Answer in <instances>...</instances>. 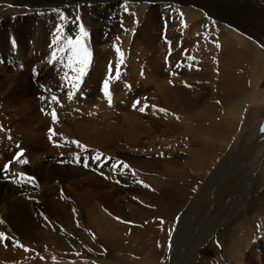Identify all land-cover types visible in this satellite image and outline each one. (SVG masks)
Instances as JSON below:
<instances>
[{"label": "rangeland", "instance_id": "1", "mask_svg": "<svg viewBox=\"0 0 264 264\" xmlns=\"http://www.w3.org/2000/svg\"><path fill=\"white\" fill-rule=\"evenodd\" d=\"M80 1L81 0H76L75 3H72L74 2L73 0H42L44 4L39 3L37 5L35 4V2H32L30 0H7V2L5 0H0V32H3L4 36L6 37L5 43L8 47V53L6 52L7 57L6 54H3V51H0V107L5 105L11 109L12 117L9 116L8 119L11 118L10 120L13 121V124H15V126H12L13 124L11 125V127L15 130V137L12 142L13 153L11 151H8L6 153L3 148H0V172L7 174L9 170L5 172L4 166L8 164L9 161H13V163L20 165V167L23 169L24 172L21 173H25L28 176H33L36 178L35 184L42 183L38 176L40 175V173H44L46 171L45 166H42L39 169V166L35 164L36 161H31L26 157L28 149L37 148L35 150L36 154H38L37 156L44 155L49 157L51 162L57 164L59 171L60 168H64L69 172L73 171L74 173H80L81 176L77 177V179L79 178L80 181H82V178L85 176L95 175L92 185L100 191L104 189H107L108 191L114 189L115 191L116 187L122 189V191H120L119 193L124 194L127 198L123 200L120 197H116V201L118 200L117 203H119L118 206L120 208V211L123 214H126V216H124L122 219L111 217L112 225L114 223L125 225L128 230L131 227L130 230L132 231L137 227L139 229V226L142 224L140 228L155 227L165 231V234L167 235V242L164 241V243L162 244L159 243L160 240L151 241L153 243L145 241L143 242L140 240L133 245L134 249L133 246H131L130 248H120L111 252L110 250H107L104 253L100 251V253L96 252L92 257L89 256L90 258H83L82 255L84 254H82V252L79 253L78 251H67L59 252L57 255L54 254L55 257H57V259L59 260H61V258H65V256H69L72 261L83 264H171V261L169 262L170 259L168 260V258L171 254L172 248L176 247L175 264H239L237 261V253H239L240 250L246 248V245L250 249L251 247H253V245L259 244V242L264 241V220L262 219V216H260V210L258 209L260 202L262 203V201H264V198L260 196V193L264 190V184H262L264 183V78L260 82L261 86L259 85V83L251 94L249 104H247V111H249L248 114L246 113L247 116H239L242 124L238 129V134L234 138V142H231L229 144V150L227 149L228 152L223 154L224 158L222 157V155H218L217 148H215V158L217 160L215 159V163L212 161L211 170L214 171L218 167V173H216L215 175H212V173H210L208 175L207 181L204 182V176H201V173L204 172L201 164L190 161L189 164L187 163L184 167H182V169L179 167L181 165L180 158L178 157L179 154H183L184 156H191L190 154H188V152L191 151V148L193 147V144L190 143L189 135H186L183 132L180 133L178 131L177 133V129H175L178 127H182L185 124L182 113H178V111L176 113L175 110L166 107V105L162 101V93L159 89H157L155 85H150V87H148L147 89L148 92L143 94V96H149V94L154 95L156 98L155 103L148 102V100L145 99L146 97H135V94L132 90V84H130L129 82L131 76L129 72V66L126 65L128 63L130 55H132L134 51L137 58L141 57L138 59L139 63H144L145 65H147V63H149L148 65H150L152 64V62L160 64L161 66H158V68L162 67L167 72L166 75L163 76L166 80H168L169 78L173 80L174 77L181 74V65L184 64L185 57L193 50V43L196 40L193 35L188 36L186 35L187 33H185L186 27L189 26L188 22L191 16H189V14L184 9H182L183 4L180 1L183 0L145 1L144 3L150 6L145 9H139L138 7L132 8L129 3H136V5L138 3V1L134 0ZM257 1L258 4H264V0ZM178 3H181V5H179ZM173 4H175V6ZM74 7H77L76 10H74L73 13H69V9ZM151 8L156 9L155 13L157 14L158 20L160 22H158V28H154V31L151 25L147 23V15H149V11L151 10ZM85 9L89 15L95 18H102L103 21L108 20V22L110 23L108 27H113V25L116 28L119 27L120 29H122V31L126 32L124 33L125 35L120 37L114 30H107L108 32L105 31V33H102L99 38L101 41H105L106 39V43L103 44L102 42L95 44V37L92 33V29L91 27L90 30L87 29L89 26H87L84 19L83 11ZM181 13L183 14L182 16ZM40 21H42L43 23L42 27L46 28V32H44V36L41 38L42 43L37 46H32L34 45L33 43L35 39H40L39 33H41L42 31L39 30V28L41 27ZM81 25L89 34L86 43L92 53L91 63L87 69L86 75L83 77V82L79 87L80 90H76V94L69 98L68 93L69 91H71V89L68 87L63 77L65 76V73H68L70 76L74 75V73L66 67L68 63V56L71 55L70 51L67 50V40L69 38H75L76 36L80 35ZM127 36L129 37V39L127 38ZM117 37L119 38V40H117ZM125 39L127 42L125 41ZM23 40L30 47H32L31 49L29 47L30 50L24 51L25 48L23 47ZM136 42L139 43L137 46ZM154 44H156V46H154ZM104 45L106 47V50L104 49ZM114 45H119V47L124 52L125 58L124 63L119 65V69L121 72L120 79L114 80V82L112 81L110 84V92L112 94L110 104L108 101V97L102 90L103 88L99 89L100 91L98 90L99 93L97 94L96 98H89L88 93L82 91L81 88L83 87V84H85V80L87 79V77H89L90 73L95 69V67L98 72H103L102 70L104 69L106 70L105 76L102 77L103 79L101 78L102 82L109 76L110 63L113 67V75L115 74V69L118 66V56L115 51ZM196 45L198 44L195 43V46ZM109 46H111L112 48V53L111 56H109L110 58L107 60L106 56L109 55L107 47ZM101 47L102 50L104 49L103 51L101 50ZM196 53L197 52L193 50L192 55L196 57ZM104 54H106L104 60L107 61L105 63V66L102 64L97 65V62L99 61L98 59L102 57L100 55ZM125 59L127 60V63ZM100 65L102 66V69ZM121 66L124 67L122 68ZM99 67L101 70L99 69ZM25 76L29 77V85L25 80L23 82L24 84L28 85V90L27 88L20 89L18 87L20 80L22 79V77L26 78ZM139 77L143 78L144 80L143 75H139ZM170 79L169 82L171 81L172 84H175L174 81ZM119 81L127 82V84H125V88L127 89L126 94L124 92V94H122L123 96L125 95V104L123 103L124 100L119 101L120 99L116 95L118 91L121 90L119 87L118 89L116 88L118 85H115ZM62 85L64 86L63 90H61ZM141 86L143 88V85ZM53 94L58 97L59 103L50 102L51 96ZM132 97L133 99L135 98L136 101L140 100L141 106H139L140 104H138L134 108L133 104L135 103V101L131 100ZM117 101L120 104L117 103ZM144 104H148L149 107L146 108L144 112L139 111V107L144 106ZM153 104L156 106L155 108L152 107ZM53 108H55L58 115V120L55 123L53 122V118H51V112ZM159 109H165L166 111L162 112L159 111ZM131 110L133 112L131 114L134 115L140 121V123L142 122L141 124L143 126H141V128L137 132V139H139V143L136 145H134L133 142L130 144H124L122 140L125 137L123 133H125L124 131L126 130V128L121 127V118L122 115H124L125 113L127 114V112H131ZM59 113L62 116L64 115L62 123L69 128L68 132H64L63 128H61V126L57 124L60 120ZM104 114L106 116H104ZM108 114L113 115L111 121L108 120ZM224 114L225 116H229L227 115V112H224ZM91 118L94 119V122L96 124H98L100 120H107L109 130L112 129L113 134L115 133V136H113V138L117 139L112 140V143L107 144V146L103 148L87 143L85 138L90 137L94 134L92 131H85V125H87L86 123L91 121H89V119ZM141 118L143 120H141ZM172 118L174 119L172 120ZM239 118L237 116L233 119L238 120ZM72 123H81L82 125H85L77 129V132L75 131L76 127L74 128V130L72 129L74 127L73 125H71L70 127V124ZM98 127L102 128L100 126ZM50 129H53L55 133L51 136V139ZM102 130L104 129H101L100 131ZM178 140L182 141L179 142ZM187 140L189 142H187ZM71 141L81 142L82 145L87 146L88 150L84 151L82 148H78L75 144L70 143ZM113 141H115L116 143H113ZM212 142L213 141H211L209 137H205L202 141V144L206 147H209L213 145L214 142ZM255 142H257V146L248 148L246 155L243 157L242 155L237 157L229 154L235 149L238 150L241 147L246 148L247 145H253ZM57 144H60L62 146H57ZM120 145H122V147H120ZM116 146H119V148ZM216 146L217 145H215V147ZM21 149L24 150L21 159L26 158L28 160L27 164L21 165V163L14 160ZM95 150H98L99 153L104 154V156L101 157V160H85L86 156H94L96 154ZM78 152L80 153V163H76L74 159V154ZM8 154H12L11 157H9ZM7 156L10 159L4 162ZM119 161H123L124 163L130 165L131 169L135 167L132 166L135 164L134 162H142L141 164L143 165L151 163V165L155 166H157V163H162V165L164 164L162 168L164 169L169 167V173L171 174H169L168 171L160 170L162 168H158V170L154 172L141 169L142 171L138 170V174L134 175L131 170H125L122 166L120 168L114 169L113 166L116 165ZM85 163H87L89 166L85 167ZM245 166L248 167V170L240 174ZM51 167H53V165H51ZM175 171L177 172L175 173ZM178 171L181 173H179ZM183 173L187 175L190 181L197 180L198 184H205L206 182L209 183V187L202 193L203 199L201 198L200 201L194 205L195 208L193 207L187 213V217L189 216L188 218L190 220L186 217V220L184 221L185 223H183L184 225L181 224L182 215H180V219L178 218L177 220L173 221V223L171 221H167L163 216L156 215L158 194H161V190L163 192L164 187L168 188L170 186L167 185L171 184L169 182H172V184L182 185L184 180L181 179L182 177H180V175L182 176ZM108 174H113L114 178H110ZM158 178H160V180H158ZM73 179L74 177H71L69 181H73ZM63 180L67 181V179ZM11 181H13V183H15L14 186L17 187L32 184H18L14 180ZM139 181H143V184ZM161 183L163 185H161ZM66 184L67 182L65 183V185ZM134 184L137 186V188H134ZM223 184L224 186L227 185V187L233 186V191L224 189V191L222 192L221 188L224 187ZM145 185H147V187ZM235 185L237 186V188ZM259 185H261V187H259ZM133 189H137V195ZM143 191H147V195H145L146 193H144ZM78 192L83 191L80 189L78 190ZM244 194L245 196H243ZM153 195L154 197H152ZM257 195L260 198H258ZM61 199L63 200L64 198ZM61 199L59 198L60 201H62ZM252 199L256 203L252 202ZM141 200L143 201L142 203L140 202ZM151 201H154L155 203ZM246 202L249 204H247ZM134 203L136 205H134ZM252 203H254L256 207H254ZM245 205L248 206L247 209H245ZM126 206L128 209L126 208ZM135 207H139L141 211L143 210L141 212L142 215L139 212L135 213ZM150 207H152V209ZM197 210L198 212H196ZM207 211L210 212V215L207 213ZM252 211H254V214ZM128 212L130 214H128ZM191 212L193 213L190 214ZM145 213L147 215H145ZM127 214L129 215V217ZM239 214H243L245 217L240 218V220H238L234 224L233 221ZM130 215L132 216V218ZM133 215L135 216L133 217ZM152 217H154V219ZM112 219L114 220L112 221ZM247 219L249 222L248 224ZM193 220L196 221L195 229L193 228ZM133 225H135L134 228H132ZM231 226V233L229 232V234H227L225 229ZM244 228L246 231L244 230ZM178 230L181 233L186 232L187 237L185 235V238H183L182 240H177L178 238L176 239V234ZM250 231L253 232V236L250 234ZM242 232L243 234H241ZM220 233H222V235ZM95 236L97 237L96 233L94 232L93 237ZM188 236L190 237L188 238ZM188 239L189 242L187 241ZM241 241L243 242L241 243ZM143 246H145L146 248H144ZM201 246L202 248L200 249ZM45 247V253H43L42 255H46L47 253L53 254V248L48 245V243L47 245H45ZM204 247L209 248V250L211 249V252H202ZM157 248L161 249V251L163 252L157 254L155 252V249ZM145 249L147 253H144ZM131 250H135V252ZM102 254L104 255L103 258ZM206 255L207 257H204ZM233 257L235 260L233 259ZM177 259L180 262H178Z\"/></svg>", "mask_w": 264, "mask_h": 264}, {"label": "bare ground", "instance_id": "2", "mask_svg": "<svg viewBox=\"0 0 264 264\" xmlns=\"http://www.w3.org/2000/svg\"><path fill=\"white\" fill-rule=\"evenodd\" d=\"M5 1L7 2V0ZM30 1L35 2V4L37 5L39 3L44 4L42 0H30ZM73 1L74 2L72 3L76 2V0ZM82 1L85 0H81L80 2ZM134 1H138L137 5L138 4L139 5L137 6L136 3L135 4L129 3L132 6V8L138 7L139 9L140 8L145 9L150 6H148L144 2L154 1V0H134ZM180 2L183 4L182 9H184L189 14V16H191V18L189 17L190 18L188 22L189 26L186 27L185 33H187L186 35L188 36L193 35L194 38H196V40L198 41L195 40V42L193 43L194 44L193 50L197 52L196 57L192 55L193 53L192 50L190 54H188L185 57L184 64L181 65L182 66L180 72L181 74L174 77L173 80L169 78L170 80L174 81L175 84H172L171 81L169 82V79L166 80L163 77L166 75L167 72L162 67L158 68V66H161L160 64H156L154 62H152V64L150 65H148L149 63H147V65H145L144 63H139L138 59L141 57L137 58L135 56L136 53H134V51L132 55H130L129 59L127 58L128 63L127 60L126 59L125 60L127 63L126 65L129 66V72L131 74L130 79L128 78L130 81L129 80L128 81L130 82V84H132V90L135 94V97L138 96H142V98L146 97L148 102L155 103L156 98L154 95L149 94V96L146 95L143 96V94L148 92L147 89L148 87H150V85H155L157 89L161 91L162 95L161 93L160 95L162 96V101L164 102L166 107L175 110L176 113L177 111L178 113L179 112L182 113L183 118L185 120V124L183 126L181 125L182 127H178L175 129H177L176 132L177 131L180 133L183 132L184 134L189 135V140L190 143L193 144V147L192 148L190 147L191 151L188 152V154H190L191 156L188 155L184 156L183 154H179L178 157L180 158V162H181V165L179 164L180 165L179 167L182 169V167H184L187 163L189 164L190 161L197 164H201L204 171L203 173H201L202 174L201 176L202 177L204 176L203 180L205 182L207 181L208 175L210 173H212V175L213 174L215 175L219 171L218 167L214 171L211 170L212 169L211 163L212 161L215 163V159H216L215 148H217L218 155L219 156L222 155V157L224 156L223 154L228 152L227 149L229 147V144L231 142H234V138L238 134V129L242 124L239 116L242 115L247 116L249 112L247 111L248 109L247 104H249L251 94L255 90L256 86L264 78V4L262 3L258 4L257 0H183ZM181 3L178 4L181 5ZM173 5L175 6V4ZM76 8L77 7L70 8L69 13L71 12L73 13L74 10H76ZM155 10L156 9L151 8V10L149 11V15H147V21H148L147 23L151 25L153 31L156 28H158L157 24L159 22ZM83 14L87 26H89L87 29L90 30V27L92 29V33L95 37L94 39L95 44L102 42L103 44L106 43V39L105 41H101L99 38L101 34L105 33V31L107 30L109 31L114 30L115 32L118 33V36L120 37L124 36L125 35L124 33H126L125 31H122V29H120L119 27L117 28L114 27V25L113 27L111 26L108 27L110 25L108 20L103 21L102 18L101 19L95 18L89 15L86 9L83 11ZM40 23H41V27L39 28V30H42L41 33H39L40 39H35L33 43L34 45L32 46L40 45L42 43L41 38L44 36V32H46V28L42 27L43 24L42 21H40ZM5 38L6 37L4 36L3 32H0V43L2 42L0 44V51H3L4 52L3 54H6L8 48L7 44L5 43ZM127 38L129 39L128 36ZM22 43H23V47L25 48L24 51L30 50L32 48L27 43H25L24 40L22 41ZM195 43L198 45L195 46ZM138 44L139 43L136 42V46ZM154 46H156V44H154ZM109 47H107V51L109 52V55L107 56L106 54L100 55L102 57L98 59L99 63L97 62V65L102 64L105 66V63L107 62L104 60L105 56L108 60L110 58L109 56H111L112 53L111 51L112 48L111 46ZM104 49L106 50L105 45H104ZM121 67L123 68L124 66ZM102 71L103 72H98V70L95 67V69L92 70L89 77H87V79L85 80V84H83V87L81 88L82 91L88 93L89 98L90 97L96 98L97 94L100 91L99 89L103 88V82L101 78L105 76L106 70L104 69ZM139 75H143L144 80L143 78H140ZM25 77L27 79L22 77V79L18 84V87L20 89L27 88L28 90L29 77L27 76ZM24 80L27 82L28 85L23 83ZM125 84H127V82H123V81H119L115 84L116 86L118 85L116 87L117 89L118 87L121 89L120 91H118L117 94L115 93L119 97L120 99L119 101L121 100L123 101L125 99V95L124 96L122 95L124 93L126 94L127 89L125 88ZM139 85L140 86L143 85V88L142 86L140 87ZM259 85L261 86V83ZM131 100L136 102V99L135 98L133 99V97ZM124 102L126 103L125 100L123 101V103ZM117 103L119 102L117 101ZM139 106H141V104ZM224 112H227V115L229 116H225ZM60 113H59L60 120L57 124H59V126L63 128L64 132H68L69 128L66 125H63L62 123L64 119L63 118L64 115L62 116ZM131 113H133L132 110L131 112L129 113L127 112V114L125 113L124 115H122L121 127L126 128V130L124 131L125 133H123L125 137L122 140L124 144L127 143L130 144L133 142L134 145H136L139 143L138 142L139 139H137V132L141 128L142 122L140 123V121ZM9 116L12 117L11 109L5 105L0 107V148H3L6 153L8 151L12 152V142L15 137V130L11 127L13 121L10 120L11 118L8 119ZM104 116L106 115L104 114ZM233 116L235 118L238 116L239 119L238 120L233 119L234 118ZM107 117L109 118L108 120L111 121L113 115L108 114ZM173 119L174 118H172V120ZM141 120L143 119L141 118ZM89 121L90 122L86 123L87 125L83 124L85 125V131L88 132L92 131L94 134L90 137L85 138L87 143L93 146H99L103 148L107 146V144L112 143V140L117 139V138L116 139L113 138V136H115V133L113 134L112 129L109 130L107 120H100L98 124H96L94 122V119L92 118L89 119ZM71 125L74 126L72 128L73 130L76 127L75 131L83 127L81 123L80 124L72 123L70 124V127ZM12 126H15V124H13ZM98 126L102 128H99ZM101 129L104 130L100 131ZM97 130L100 132H98ZM205 137H209V139L214 142V143L212 142L213 145L209 147L204 146L202 144V141L204 140ZM114 142L115 141H113V143ZM187 142L189 141L187 140ZM215 145L217 146L215 147ZM252 146H257V142H255L253 145H247L246 148L241 147L238 150L235 149L229 154L237 157L242 155L243 157L246 155L247 149ZM116 147L119 148V146ZM120 147H122V145H120ZM36 149L37 148L28 149L26 157L29 158L31 161H36L35 164L39 166V169L42 166L43 167L45 166L46 171L44 173H40V175L38 176L42 183L24 185L20 187L14 186L15 183H13V181L11 180L15 181V179H17L18 177H13L12 174L24 172L23 169L20 167V165L16 163H13L11 165V168L9 169V172L7 174L0 172V221H2V223H0V232L5 233L7 237L14 238V239H6L0 241V264H83L76 261H72V259L69 256H65V255H64L65 258L63 259L61 258V260H59L57 259V257H55V255H57L59 252L78 251L79 253L82 252V254H84L82 255L83 258H90L93 255H95L96 252L100 253L101 251L104 253L107 250H110L111 252L113 250L120 248L122 249L128 247L130 248L140 240L143 242L160 240L159 242L160 244L164 243V241L167 242L166 241L167 235L165 234V231L155 227L152 228L150 226L151 228H140V226L142 225L141 224L138 229V227L134 228L135 225H133L132 228L134 229L131 231L130 230L131 227L128 230V228L125 227V225L116 224V223L112 225L111 217L122 219L124 216H126V214H123L120 211V208L118 206L119 203H117L118 200L116 201V197H120L123 200L127 198L124 194L119 193L120 191H122V189L119 187L115 188L113 186L115 188V191L114 189H112L113 191L112 190L108 191L107 189L100 191L92 185L95 175L85 176L82 178V181H80L79 178L77 179V177L81 176L80 173L79 175L77 172L75 173L73 171L69 172L64 168H60L59 171L57 164L51 162L49 157L44 155L37 156L38 154H36L35 151ZM11 155L12 154H8L9 157H11ZM8 156L4 162L10 159L8 158ZM134 163L135 164L132 166L135 167L132 169L135 170L136 175L138 174V170L145 169L154 172L157 171L158 168H162L164 165V164L162 165V163H157L156 164L157 166L151 165V163L147 165L141 164L142 162L140 163L134 162ZM51 165H53V167H51ZM160 170L168 171L169 173L170 169L169 167H167L164 169L162 168ZM246 170H248V167L245 166L240 174H242ZM176 172L177 171H175V173ZM108 176L112 179L114 178L113 174H108ZM71 177L72 178L74 177L73 181H69ZM180 177H182L181 179L184 180L182 185L172 184V182H169L172 185L167 184L170 185L168 188L162 187L163 192L161 190V194L160 195L158 194V198H157L158 205L157 206L154 205V206L157 207L156 215L163 216L167 221H171L172 223L173 221L177 220L180 217V215H182L181 224L184 225L183 223H185L184 221L186 220L187 213L193 207L195 208L194 205L198 203L200 199L203 197L202 193L203 191H206V189L209 187V183L206 182L205 184L203 183L198 184L197 180L190 181L185 173H183L182 176L180 175ZM63 179H67V181H64ZM158 180H160V178H158ZM66 182L67 184L65 185ZM161 185L163 184L161 183ZM259 187H261V185H259ZM134 188H137L135 184H134ZM77 189L78 190L81 189L83 192H78ZM224 189L233 191V186H228V187L227 185L224 186L223 188H221L222 192L224 191ZM248 189H249V184H248ZM136 190H134L135 193ZM145 195H147V193ZM243 196H245V194ZM260 196L264 198V190L260 193ZM152 197H154V195ZM59 198L60 199L64 198V199L63 200L61 199L62 201H60ZM258 198L260 197L258 196ZM251 201L255 202L253 201V199ZM140 202L142 203L143 201L141 200ZM252 204L254 205V203ZM134 205L136 204L134 203ZM139 207L138 208L135 207L134 211L135 213L139 212L141 214L143 210L141 211ZM247 207L248 206H246L245 209H247ZM254 207L256 206L254 205ZM258 207H259L258 209L260 210L259 212L260 216H262V219L264 220V201H262V203L260 202ZM150 208L152 209V207ZM196 212H198V210ZM252 212L254 214V211ZM192 213L193 212H191L190 214ZM207 213L209 214L210 212L207 211ZM128 214L130 213L128 212ZM145 215L147 214L145 213ZM134 216L135 215H133V217ZM188 217L187 219H189ZM243 217H245L243 214H239L237 217H235L233 223L235 224L238 220H240V218ZM152 218L154 219V217ZM113 220L114 219H112V221ZM248 223L249 222L247 219V224ZM195 226H196V221L193 222L194 229ZM231 228L232 226L225 229L227 234H229L230 230H232ZM93 231L96 233L97 237L96 236L93 237L94 235ZM220 234L222 235V233ZM241 234H243V232ZM250 234L252 235L253 232H251ZM185 235L187 237L186 232L181 233L178 230L176 234V239L178 238L177 240H182L183 238H185ZM189 237L190 236H188V238ZM15 241H19L25 247L21 248L19 246H15ZM187 241L189 242V239ZM242 242L243 241H241V243ZM47 243L53 248L52 251L53 254L47 253L46 255L45 254L42 255L43 253H45L46 250L45 245H47ZM143 247L146 248L145 246ZM159 248L155 249V252L157 254L163 252ZM201 248L202 246L200 247V249ZM25 249H30V250H25ZM210 250L209 248L204 247L202 252L206 253L207 251ZM131 251L135 252V250H131ZM144 253H147L146 249ZM175 255H176V247H173L171 250V254L169 255L168 258V260L170 259L169 262L171 261V264H175L176 262ZM103 257L104 255L102 254V258ZM204 257H207V255ZM237 261L239 264H264V241L259 242V244L253 245V247H251L250 249L246 245V248L240 250L239 253H237ZM178 262L180 261L178 260Z\"/></svg>", "mask_w": 264, "mask_h": 264}, {"label": "snow or ice", "instance_id": "3", "mask_svg": "<svg viewBox=\"0 0 264 264\" xmlns=\"http://www.w3.org/2000/svg\"><path fill=\"white\" fill-rule=\"evenodd\" d=\"M182 15L183 14L181 13V16ZM88 35H89L88 32L81 25L80 35L76 36L75 38H69L67 40V50L70 51L71 55L68 56V63L66 65V67L69 68L74 73V75H71V76L68 73H65V76L63 77V79L67 83L68 87L71 89V91H69V93H68L69 98H71L75 94V91L79 89L81 83L83 82V77L86 75L87 69L91 63L92 53H91V50L86 43ZM117 40H119L118 37H117ZM114 48H115V51H116L117 56H118V66L116 67L115 74L113 75V67H112V64L110 63V65H109V76H108V78H106L103 81V89H102L104 94L108 97L110 104H111L110 84L112 81L120 79L121 72L119 69V65L124 63V52L119 47V45H114ZM178 67H179V65H178ZM63 87L64 86L62 85L61 90H63ZM42 99H43V97H42ZM145 99H147V98H145ZM50 102L51 103H59V99L55 94H53L51 96ZM138 104H140V100H137L133 104V107L135 108ZM148 107H149L148 104H144V106L139 108V111L144 112L146 110V108H148ZM152 107L155 108L156 106L152 105ZM42 111H43V109H42ZM159 111L164 112L166 110L165 109H159ZM51 115L53 118V122L55 123L58 120V115H57L55 108L52 109ZM54 134H55L54 130L50 129V139H51V136ZM70 143L75 144L78 148H82L84 151L88 150L87 146L82 145L81 142H79V141H71ZM57 146H62V145L57 144ZM95 151H96V154L94 156H92V157L86 156L85 160H88V159H95L97 161L101 160V157L104 156V154L99 153L98 150H95ZM23 152H24V150L21 149L20 152L17 154V156L14 158V160L18 161L21 164H27L28 160L26 158L21 159V156H23ZM74 159H75L76 163L81 162L79 152L74 154ZM107 159H110V158H107ZM12 163H13V161H9V163L4 166L5 172H7L9 170L10 165ZM84 166L88 167L89 165L87 163H85ZM121 166L125 170H131L133 172V174L135 175V170H132L131 166L124 163L123 161L117 162V164L114 165L113 167L115 169V168H120ZM12 175H13V177H18L15 180V182L18 184H20V183L35 184L36 183L35 177L28 176L25 173H13ZM139 182L143 184V181H139ZM145 186L147 187V185H145ZM0 223H2V221H0ZM6 239H14V238L7 237L5 233L0 232V241L6 240ZM15 246H19L21 248L25 247L19 241H15ZM25 250H30V249H25Z\"/></svg>", "mask_w": 264, "mask_h": 264}]
</instances>
